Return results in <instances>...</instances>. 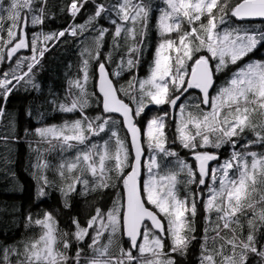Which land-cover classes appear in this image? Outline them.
<instances>
[{
    "label": "snow or ice",
    "instance_id": "1",
    "mask_svg": "<svg viewBox=\"0 0 264 264\" xmlns=\"http://www.w3.org/2000/svg\"><path fill=\"white\" fill-rule=\"evenodd\" d=\"M4 3L0 0V33L6 32L7 38L0 35V64L16 57V67L0 73V116L17 85L23 83L39 91L33 70L49 51L50 41L95 31L94 25L108 18L114 26V47L119 48L122 40L127 46V59L121 56L117 70L108 71L106 63L100 61V49L110 30L100 27L93 38L94 47L86 46L81 52L88 57L82 60V79L69 82L79 95L70 105L58 106L65 113L79 111L82 118L35 130L39 143L49 145L47 152L75 149L71 158L62 157L56 166L64 181L60 192L65 208L72 207L74 193L87 195L117 184L123 186L124 194L117 196L112 207L107 211L95 208L85 225L72 218L75 231L71 236L78 245L90 240V254L80 246L73 255L68 254L73 247L69 233L59 228L52 212L36 217L29 212L25 227L39 228V233L19 244L0 245V264H178L177 254L186 256L196 239L197 199H203L205 189L206 226L198 264H251L250 257L258 258L256 264H264V243L260 239L264 237V152L250 150L257 144L264 148V0H162L155 25L160 42L149 75L144 79L133 76L127 89L111 77L119 78L124 71L131 73L139 68L136 54L142 51L152 18L150 3L116 0L105 5L98 0H69L66 7L73 20L87 11L86 5L93 6L94 12L83 24H72L59 32L34 33L31 39L27 28L44 24L48 0H7L6 7ZM257 20L259 23H255ZM21 49H30L31 57L17 56ZM90 59L97 61V99L107 114L95 118L84 114L89 106L86 85ZM105 61L111 63V53ZM25 65L27 71L22 70ZM137 84L138 93L134 91ZM190 89L201 94L194 105L182 101L185 93L191 95ZM149 104L178 109L175 132L180 146L191 152L192 163L168 146L165 118L171 115L169 111L162 109V115L147 119L143 133L140 120ZM113 114L122 119H115ZM119 124L130 133L135 153L131 159L126 140L115 130ZM106 132L109 139L92 141V137ZM246 132L255 139L237 150L239 139L234 138H242ZM142 133L153 153L144 181L140 179ZM113 138L114 150L110 144ZM225 145L233 149L231 155L210 168L209 162L219 161L220 155L207 149L219 150ZM35 151L38 155L33 177L37 182L35 198L39 200L49 195L46 189L51 182L46 172L50 164L42 161L39 147ZM172 157L176 158L174 169L168 167ZM181 174L185 180L178 179ZM179 184L202 187L199 193L189 190L182 197ZM118 234L127 237L128 247L120 243ZM209 242L216 246L210 248Z\"/></svg>",
    "mask_w": 264,
    "mask_h": 264
},
{
    "label": "trees",
    "instance_id": "2",
    "mask_svg": "<svg viewBox=\"0 0 264 264\" xmlns=\"http://www.w3.org/2000/svg\"><path fill=\"white\" fill-rule=\"evenodd\" d=\"M98 2L111 5L115 3L116 0H98ZM68 3L69 0H48V16L43 25H38L34 28L31 27V25L28 26L27 33L29 39H31L34 33L59 32L72 24H83L88 16L94 12L93 6L86 5L87 11H83L82 15H78L75 20H73L67 11L66 6ZM4 6H7V0H5ZM112 18H115L114 14ZM100 27H106L110 30L109 34L104 38L103 47L100 49V61L106 63V67L110 73L116 71L117 67L115 66L120 63L121 56L127 59V46L121 40L120 47H114L112 36V33H114V26L110 23L108 18H103L94 25L95 31L89 30L85 32L84 35L77 37L65 35L61 37L59 41L53 40L48 42V47H50L49 51H47L45 56L41 59V64L33 70L35 73V82L40 85L39 91L21 83L17 85L8 101L3 105L4 115L0 118V245H12L11 243L19 244L22 241L35 237L40 230L35 227L26 228L25 216L29 212H31L34 217L42 216L45 211H49L56 217L59 228L69 233L68 239L72 241L73 247L69 250L68 254L70 256L73 255L77 246L86 249L85 245H78L71 236V233L75 231L72 218L76 217L82 221L89 214L92 215V208L97 206V204L99 205L100 202L95 199L80 203L77 200V194L74 193L70 201L72 207H64V201L60 192V188L63 186L64 181H62L61 178L57 179L53 171V168L58 166V160L61 159L64 154L60 153L58 149L53 152L45 151L49 145L46 143L41 145L42 143L39 144L36 142L39 137L35 134L34 128L37 126L35 121L48 118L47 115H49L52 110L56 109L58 106V101L56 100L57 96L61 95L64 98L66 88L70 86L69 82L82 79L83 73L81 71V63L82 57L84 56H81V52L86 47L83 42L84 38L90 36L93 42V38L98 34ZM152 31L153 29L150 27L148 32ZM0 35H3L5 39L7 38L6 32L0 33ZM174 36L175 34H173V37ZM156 39L157 34H152L148 38L151 42V44L146 47L149 52L148 55H151L156 48V43L153 42ZM145 43L146 41L144 40L141 45L142 49L145 48ZM105 51H109L112 54L111 63L105 61L107 56L106 53H104ZM31 55L30 49H27L21 58L31 57ZM136 55L139 59V53ZM15 60L16 58H14L13 61H9V63L5 62L0 64V73L9 71L10 68H15ZM96 65L97 61H94L92 84H94L95 81ZM139 68H143V66L139 65ZM139 68L133 69L131 73L128 71L123 72L122 79L126 82L123 86L124 88H128V82L133 79V76L136 75V77L139 78L147 73V71H143ZM22 70H27L26 65L23 66ZM115 81L116 80H114V82ZM14 82L15 81H13V83ZM73 89L75 88L72 87V90ZM121 95H123V93H121ZM165 107L160 110L165 109ZM27 112L32 113L29 115ZM84 112L86 115H89V117L91 116L88 109L84 110ZM24 114H26V118ZM145 116L146 115H144V117ZM143 119L142 117L140 120L139 126L141 128ZM119 125L121 127V124ZM38 147L43 152L42 161L47 160L50 163V170L47 171L46 174H48V179L51 182L50 186L46 189L49 195L39 200L35 198L37 182L33 177V173L36 172L34 165L37 163L38 155L35 149ZM171 149L175 150V147H171ZM196 220L197 226L200 228V226L203 225L200 214L197 216ZM202 228H205V226H202ZM209 235H212V233H209ZM123 243L124 247H126L127 243L125 241ZM202 243L201 237H196L189 246L186 256H179L177 254L178 264H198ZM165 251H167V248H165ZM257 259L258 258L250 257L251 264H256Z\"/></svg>",
    "mask_w": 264,
    "mask_h": 264
},
{
    "label": "rangeland",
    "instance_id": "3",
    "mask_svg": "<svg viewBox=\"0 0 264 264\" xmlns=\"http://www.w3.org/2000/svg\"><path fill=\"white\" fill-rule=\"evenodd\" d=\"M145 2L146 3H150L152 5L153 14H152V18L150 19L149 24H148L147 36L144 39L146 41L145 48L142 49L141 53H139L140 66H143V68H139V69H141L143 71H147L148 74L145 75V76H141V77H139L137 79H144V78H146L149 75V67L154 62L155 51L152 52L151 55H148L149 52L147 51L148 49H146V47H148L151 44V42H150V40H148V38L152 34H157V39L155 41H153V42L157 43V45L160 42V37H159V35H158L157 31H156L155 25H156L157 17L159 16L158 8L159 7H163L162 0H145ZM150 27L153 29L152 32H148V30H149ZM68 36H70V34H68ZM83 42H84V45H86V46H93L94 47L93 42H92V38L90 36H87L86 38H84V41ZM104 53H106V55H108L110 52L109 51L108 52L105 51ZM85 58H88V57L87 56H84V57H82V60L85 59ZM94 61L95 60L90 59V66H89V76H90V79H89V81L87 82V85H86V89H87V92L89 94H90V88L92 86V81H93L92 71H93V63H94ZM189 63H191V62H189ZM81 66H82V63H81ZM115 67H117V66H115ZM114 79L116 81L118 79L119 85L124 84L123 79H122V76H120L119 78L114 77ZM138 90H139V88H138V84H137L136 89L134 91L136 93H138ZM92 97H93V95H92ZM73 98H75V95L73 94L72 87L68 86L66 88V91H65L63 103H65L67 105H70L71 100ZM183 102L186 103V104H188V105H194L195 103L198 102V98H197V96L195 94H191V95H188L186 97V100H183ZM93 104L97 107V97H93ZM150 106L160 107V106H157V105L149 104L148 108ZM170 110H171V108H169V112H170ZM145 114H147V115L150 116V113L145 112ZM174 117L176 119V122L174 123V128L172 130H170V131H167V129H166V131H167V135H168L169 139H177L178 140V134L175 132V125H176V123H179V119H180L178 109L175 111ZM171 118H172V115H170L168 117L169 120ZM64 123H65V121H63V124ZM144 129H145V133H146V123H145ZM115 130H117L119 132V135H120V137L122 139H125L126 140V138H125V136H124V134H123V132H122V130L120 128V125H116L115 126ZM109 136H110V133H107L106 132V133H101L100 136L92 137L91 139H92L93 142L102 143L103 140L109 139ZM234 139H239V143L237 144L236 147H237V150H242L241 149V145L244 144V143H246L248 140L255 139V137L253 136V134L251 132H246L242 138H234ZM145 140H146V135H145ZM146 143H147V140H146ZM110 144L113 146V150H114V146H115V139L114 138L110 141ZM126 144H127V141H126ZM185 150L187 152H189L188 149H185ZM212 150H214L216 153H218L220 155V160H219V162H215L211 166V168L216 167L219 163H223L224 159L228 158L231 155V152L233 151V149L231 148L230 145H225L224 147H222L219 150H217V149H212ZM250 150L251 151H256V152H264V148H262L258 144L257 145H253ZM74 153H75V149H73L71 151H68V152H65V153H63L64 154L63 155V158H71L74 155ZM151 155H153V153H151L150 150L148 149L147 155L145 156V160H144V163H143V177H142V181L146 180L147 177H148L147 165L149 163V160H150ZM179 157L182 158V159H184V160H186L188 163H192V161L187 160V159H185L182 156H179ZM191 158H193L192 155H191ZM61 159L59 160V163H60ZM169 160H170V163H168V167L169 168H173V169L176 168L177 167V165H176V158L175 157H172V158H169ZM56 177H57V179L61 178L58 175V173H56ZM88 178L91 181V177H88ZM178 179L185 180L186 179V176L183 175V174H181L178 177ZM113 183H116V182L113 181ZM209 183H211V181H209ZM178 187L180 189V192H181V196L182 197L186 193V191H189V190L196 191V190H194L193 185H190V186H187L186 187L184 184H179ZM78 188H79V190L81 192H83V186L82 185L78 186ZM118 195L122 196V192H121V189L119 188V184H117L116 187H112V188H108V189H99V190L94 191V192H89L87 195H77V200L80 203H84L87 200H95V199L96 200H99L100 204L97 205V206H94L92 208V214H94L95 208H97V207H100L101 209H103L105 211H107L108 209H110L112 207V205H113V201L116 200V198H117ZM206 199H207V190L205 189L204 190V194H203V199H200L199 197L197 199V201H198L197 203H200L201 204V207H202V211L203 212H204L203 200H206ZM197 206H198V204H197ZM197 211H198V208H197ZM90 216L91 215H88L82 221H80L81 224L82 225L83 224L85 225L86 222H87V220H88V218ZM189 219H191V217H189ZM203 220H204V223H205L204 226H206V222H205V212H204V215H203ZM241 221H242V223H244L246 225V220H245L244 217H241ZM196 222H197V220H196V217H195V219H194V227L196 225ZM196 232L197 231H195L194 235L196 234ZM247 234H248V228H247V226H245V228H244V235L246 236ZM118 239H119L120 243L123 244V237L120 234H118ZM260 239H261V243H264V237H261ZM88 243H90V240H86L84 242V244H83V245L86 246V249H85L86 250L85 251L86 254H90L89 250L87 249V244ZM168 243H170V241ZM11 244H14V243H11ZM215 246L216 245H214V244L211 243V247H215ZM166 248H167V245H166Z\"/></svg>",
    "mask_w": 264,
    "mask_h": 264
},
{
    "label": "water",
    "instance_id": "4",
    "mask_svg": "<svg viewBox=\"0 0 264 264\" xmlns=\"http://www.w3.org/2000/svg\"><path fill=\"white\" fill-rule=\"evenodd\" d=\"M255 22H259V21L257 20V21H255ZM96 74H97L96 90H97V93L99 94V91H98V66H97V69H96ZM191 90L196 91V92L199 93V90L190 89L189 91H191ZM203 106H204V105H203ZM113 115L119 117L118 114H113ZM119 118L122 119L121 117H119ZM122 126H123V125H122ZM123 129L125 130V132H126V134H127L128 141H129V145H130V149H131V136H130V133L127 132V130H126V128H125L124 126H123ZM141 144H142V136H141ZM131 153H132V156H134L135 153H134V150H133V149H131ZM143 155H144V153H143ZM143 155H142V157H141V164H142V160H143ZM141 174H142V166H141ZM123 192H124V190H123ZM124 238L127 240V237H126V236H124Z\"/></svg>",
    "mask_w": 264,
    "mask_h": 264
},
{
    "label": "bare ground",
    "instance_id": "5",
    "mask_svg": "<svg viewBox=\"0 0 264 264\" xmlns=\"http://www.w3.org/2000/svg\"><path fill=\"white\" fill-rule=\"evenodd\" d=\"M40 98V97H39ZM25 113V112H24ZM28 113V112H27ZM30 113H32V112H30ZM29 114V113H28ZM21 115V114H20ZM26 114H24V116H25ZM17 117V116H16ZM25 118H26V116H25ZM9 119V118H8ZM24 124H26V123H24ZM28 126V125H27ZM29 128V127H28ZM33 173V172H32ZM32 181H33V177H32ZM106 201V200H105ZM104 201V202H105ZM98 205V204H97ZM80 206V205H79ZM105 207V206H104ZM90 215V214H89ZM83 223V222H82ZM84 225V224H83ZM61 227V226H60Z\"/></svg>",
    "mask_w": 264,
    "mask_h": 264
},
{
    "label": "flooded vegetation",
    "instance_id": "6",
    "mask_svg": "<svg viewBox=\"0 0 264 264\" xmlns=\"http://www.w3.org/2000/svg\"><path fill=\"white\" fill-rule=\"evenodd\" d=\"M19 53V52H18Z\"/></svg>",
    "mask_w": 264,
    "mask_h": 264
}]
</instances>
